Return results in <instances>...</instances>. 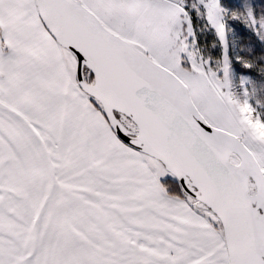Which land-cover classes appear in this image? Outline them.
<instances>
[{
  "label": "snow or ice",
  "instance_id": "obj_1",
  "mask_svg": "<svg viewBox=\"0 0 264 264\" xmlns=\"http://www.w3.org/2000/svg\"><path fill=\"white\" fill-rule=\"evenodd\" d=\"M0 264H264V0H0Z\"/></svg>",
  "mask_w": 264,
  "mask_h": 264
}]
</instances>
